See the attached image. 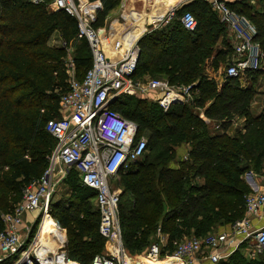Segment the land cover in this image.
I'll use <instances>...</instances> for the list:
<instances>
[{"label": "trees", "instance_id": "1", "mask_svg": "<svg viewBox=\"0 0 264 264\" xmlns=\"http://www.w3.org/2000/svg\"><path fill=\"white\" fill-rule=\"evenodd\" d=\"M101 1L104 9L97 27L122 0ZM228 5L256 26L264 53V0H231ZM186 11L197 20L194 32L175 19L140 39L135 78L195 84L193 101L164 112L151 100L131 96L110 107L137 125V139L148 140L144 156L121 172L119 180L124 245L135 256L156 242L158 229L169 236L165 255L174 253V242L228 228L245 215L251 190L243 176L252 172L264 179V109L257 116L251 112L264 63L262 69L247 74L250 84L243 86L240 78L219 83L208 67L216 70L231 57L227 29L207 1L185 4L178 17ZM56 33L69 45L77 40V21L29 0H0V232L1 214L12 213L23 189L44 174L56 145L46 125L60 118L59 102L68 89L66 51L49 45ZM77 43L74 61L82 79L92 57L86 41ZM236 123L239 127L229 132ZM66 183L71 197L53 199L50 216L68 234L67 258L92 264L107 244L99 234L100 212L92 205L96 192L81 185L75 170ZM40 220L41 216L32 236ZM257 259H248L239 250L225 264H264Z\"/></svg>", "mask_w": 264, "mask_h": 264}, {"label": "built area", "instance_id": "2", "mask_svg": "<svg viewBox=\"0 0 264 264\" xmlns=\"http://www.w3.org/2000/svg\"><path fill=\"white\" fill-rule=\"evenodd\" d=\"M29 1L33 5H45L48 11L65 12L77 21V40L87 42L92 66L79 79L71 47L62 41L61 47L67 54L68 89L59 102L60 118L50 120L46 125V131L56 140V145L48 157L44 174L23 189L22 200L12 213L1 214L4 229L0 232V262L18 257L13 264L24 260L27 262L22 264H54L53 258L59 259L62 255L68 262L77 263L59 250L56 253L47 251L41 256L34 245L39 227L46 217L51 218L50 204L60 183L72 170L78 172L83 187L96 192L95 203L101 215L99 234L109 246L106 253L93 258L92 264H196L205 257L211 264H220L239 250H243L249 259L264 255V190L253 176L249 180L253 191L246 196V211L241 220L205 237L174 242V253L166 251L165 255L163 248L169 239L158 229V240L144 254L137 258L129 255L120 222L123 192L118 180L121 172L144 156L148 140L145 136L137 139V125L112 111L111 104L123 97L137 96L155 102L167 112L173 105L192 102L195 84H171L165 78L135 79L141 56L139 40L130 38L127 31L119 34L114 21L107 27L96 26L98 14L104 9L101 0ZM201 1L209 2L230 34L232 54L223 77L241 79L262 69L264 53L256 26L230 8L228 0ZM183 3L181 0L159 18H150L148 33L175 19L184 29L194 32L197 20L191 11L178 17ZM129 17L122 13L120 18L127 22ZM33 212H38L41 220L32 241L26 246L21 225L24 214ZM56 224L62 232L58 222ZM61 240L62 250L65 237Z\"/></svg>", "mask_w": 264, "mask_h": 264}, {"label": "crops", "instance_id": "3", "mask_svg": "<svg viewBox=\"0 0 264 264\" xmlns=\"http://www.w3.org/2000/svg\"><path fill=\"white\" fill-rule=\"evenodd\" d=\"M152 1H153L152 2L153 3L152 4L153 7L150 10L149 9L150 4H151L150 3L151 2L150 0H122L121 3H120V6H119L120 9L117 10V8H116L115 9L116 10V13H114L115 10H113L109 14L108 18H106L105 23H104V25L102 27H107V26H109L114 21V28H115V30L119 34H123V33L126 32L124 30L126 25L130 26V28H132V27L135 28L134 27L135 26V20H136V18H138L139 21H140L139 28L138 29L135 28L134 30H142L143 29V32L141 33V35L136 38V39H138L140 41L141 38H143L145 35L148 34V31L151 28V26H149V24H150V18H153V16L152 17L151 16H148V15L145 16V15H142V14L150 13L152 11L154 13H157V14L162 13V12H164L163 10H164V6H165L166 3L170 2V4H171V6L168 8V10H169L170 8H172L173 6H175L176 4H178L181 0H152ZM228 1H231V0H228ZM187 3H189V1L188 0H184L183 6L185 4H187ZM121 11H122V13L128 14L130 16L127 22H123L121 20V18H113V16H115L117 13L118 14L121 13ZM134 14L136 15V18L134 17ZM141 15H142V19H141ZM115 22H117V23H115ZM129 23H131V24H129ZM162 27H160L159 29H161ZM159 29H157V30H159ZM208 73H209V75L212 78H215L216 79V76H214L215 74L212 73V72H210V70L208 71ZM261 78H262V76L259 79L261 80ZM257 88H259V87H257ZM257 88L255 87L256 95H255L254 100L252 102V114L255 115V116L259 115L260 112L264 109V105H262V107H259L260 109L258 111H254L253 110L255 107H257V105H258L257 104V100L261 96L260 93H262L261 92V89H257ZM234 128H235V126H232L230 128V130H232ZM70 173H71V171L69 172V174ZM255 181H256V184H259L260 189H263L264 190V182H263V180L261 181V180L257 179ZM58 201H60V200H56V202H58ZM38 216H39L38 215V212L27 213V214H24V216H23V224L21 225V235H22V240L24 242V245H29L30 242L33 239L32 238L33 237L32 236V230H33V227H34V225L36 224V222H37V220L39 218ZM220 231H223V230H219V231H216V232H220ZM62 233H63L62 235L65 237V240H66V243H67V232H66V230L65 229H62ZM164 235L166 237L168 236V234H165V233H164ZM53 239H54V237L51 240H53ZM168 239H169V236H168ZM60 240H61V238H60ZM49 244H50V242L49 241H46V248L44 250V253L45 254H46L47 251H49V247H48ZM64 249L65 248H63L62 250L59 249V251H63L64 252ZM137 257H139V256H136V258ZM10 259H11V257L8 260H10ZM13 259L14 258H12V260ZM5 260H7V259H5ZM5 260H2L0 262V264H5V262H4ZM252 260H254V259H252ZM228 261L229 260L223 261L220 264L228 263ZM28 263H29V261H28ZM11 264H13V262ZM20 264H22V263L20 262ZM196 264H211V262L205 257L199 263H196Z\"/></svg>", "mask_w": 264, "mask_h": 264}, {"label": "rangeland", "instance_id": "4", "mask_svg": "<svg viewBox=\"0 0 264 264\" xmlns=\"http://www.w3.org/2000/svg\"><path fill=\"white\" fill-rule=\"evenodd\" d=\"M151 2V4H150V7H149V9L151 10V8L153 7V1L152 0H150ZM120 6V5H119ZM117 7V10H119L120 9V7ZM171 6V4H170V2H168V3H166L165 4V6H164V12H162V13H159V14H157V13H154L153 11L152 12H150V13H146V14H142V15H148V16H153V17H155V18H159V17H161L162 15H164V13L168 10V8ZM153 10V9H152ZM50 12H54V11H50ZM114 13H116V10H115V12ZM121 15H122V11H121V13H117L115 16H113V18H120L121 17ZM141 15V16H142ZM139 22V23H138ZM115 23H117V22H115ZM129 24H131V23H129ZM139 24H140V21H139V19L138 18H136V20H135V28H139ZM167 24H170V23H167ZM166 24V25H167ZM134 25V24H133ZM135 28H130V26H128V25H126L125 26V29L124 30H128V29H135ZM229 37H230V34L227 32V34H226V38H227V40H229ZM77 42H79V40H74V41H72V42H70L69 43V46L71 47V55L74 57V55H75V53H76V50H75V47H74V45H76V44H79V43H77ZM61 44H62V41H61V38L59 37V35L56 33V34H54L52 37H51V39H50V41H49V45H51V46H53V47H61ZM227 63H228V59L226 60V61H223V62H221L220 63V65H219V67H218V69H216V70H213V68H211V67H208V71L210 70V72H212V73H214L215 75L214 76H216V80L219 82V83H222L223 82V79H225L224 77H223V72H224V70H225V68H226V65H227ZM263 63H264V61H263ZM148 78V77H147ZM160 78V77H159ZM135 79H137V78H135ZM215 79V78H214ZM137 80H139V79H137ZM240 82L243 84V86H245V85H247L248 83L250 84V81H249V79L247 78V76H245V77H243V78H241L240 79ZM257 87H259V88H257ZM256 88L257 89H261V92L262 93H260L261 94V96L258 98V100H257V107H255L253 110L254 111H258L260 108L259 107H262V105H264V75L262 76V78H261V80L259 79L258 80V82L256 83ZM251 112H252V106H251ZM256 113V112H255ZM237 123H243V119L242 120H240L239 122H237ZM235 124V125H233V126H235V128H237V126L239 127V124ZM240 127L242 128L243 127V125L242 124H240ZM234 128V129H235ZM233 129V130H234ZM230 132H231V130H229ZM131 166H134V164H132ZM70 176V174L69 175H67V177L60 183V185H59V187H58V189H57V192L55 193V197H54V200L56 201V200H68L70 197H71V189L68 187V185H67V183H66V179L68 178ZM252 176H253V178L256 180L259 176H257L256 174H253L252 175V172H248V173H246L244 176H243V179H244V181H245V183L248 185V187H249V189L251 190V193H252V185L249 183V180L251 181V178H252ZM120 180V179H119ZM118 180V186L122 189V192H123V188H122V186H120V181ZM259 180H263L261 177L259 178ZM263 182H264V180H263ZM78 183H79V181H78ZM68 188H69V191H68ZM122 200H125V199H122ZM92 205H93V209H95L96 210V208H97V206H96V203H95V201H92ZM39 216L38 217H40V214H38ZM46 218H50V217H46ZM45 218V219H46ZM52 219V218H51ZM226 228V226H222V227H218V231L219 230H224ZM67 236H68V234H67ZM158 237H159V235H158V232H157V239H156V241L158 240ZM58 238V239H57ZM68 238L69 237H67V242H68ZM51 240V239H50ZM48 240L49 242H50V244H49V251H52V252H57L59 249H61L62 248V241L60 240V237H54V239L53 240ZM67 244V243H66ZM66 244H65V247H66ZM37 245H39V243H37L36 242V244H35V247L37 248ZM26 246H28V245H26ZM64 247V248H65ZM108 244H106L105 243V249L103 250V252H102V254L103 253H106V251H107V249H108ZM55 249V250H54ZM129 255L131 256V257H133V258H135L136 256L135 255H132V254H130L129 253ZM246 258H248V257H246ZM257 258H259V259H257ZM249 259V258H248ZM261 260V262H263L264 263V255H260L259 257H256L255 258V260ZM18 260V257L17 258H14V260L12 261V262H16ZM252 260V259H251Z\"/></svg>", "mask_w": 264, "mask_h": 264}, {"label": "bare ground", "instance_id": "5", "mask_svg": "<svg viewBox=\"0 0 264 264\" xmlns=\"http://www.w3.org/2000/svg\"><path fill=\"white\" fill-rule=\"evenodd\" d=\"M141 19H142V16H141ZM125 31H127L130 38L136 39L138 36L141 35V33L143 32V29L142 30L128 29ZM37 232L38 233H37V237L35 239L34 245L36 244V242L39 243V245H37V252L41 256H45L44 250L46 248V241L52 239L53 237H60V238L64 237L62 235L63 233L58 228L55 220H53L51 218H46L44 220V222L41 224V226L39 227ZM20 262L22 263V262H26V261L24 260V261H20ZM53 262H54V264H77V263L68 262L66 259H64L62 257V255H60L59 259H57V256H55L53 258ZM147 263L148 264H158V263H154V262H151V263L147 262ZM18 264H20V263H18Z\"/></svg>", "mask_w": 264, "mask_h": 264}]
</instances>
